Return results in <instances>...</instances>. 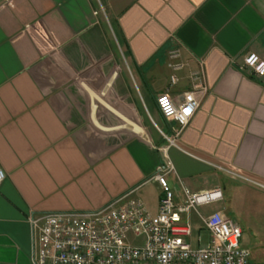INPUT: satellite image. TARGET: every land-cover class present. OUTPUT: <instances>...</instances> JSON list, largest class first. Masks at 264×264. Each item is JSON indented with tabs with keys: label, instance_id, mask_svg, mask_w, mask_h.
Segmentation results:
<instances>
[{
	"label": "crops",
	"instance_id": "0c3cea01",
	"mask_svg": "<svg viewBox=\"0 0 264 264\" xmlns=\"http://www.w3.org/2000/svg\"><path fill=\"white\" fill-rule=\"evenodd\" d=\"M249 52L264 58V0H0V264H33L31 213L131 198L156 213L154 173L169 160L175 202L181 184L221 188V205L200 210L258 229L264 76L244 68ZM194 71L208 90L177 135L158 96H182ZM190 219L208 231L195 210ZM263 244L241 238L255 262Z\"/></svg>",
	"mask_w": 264,
	"mask_h": 264
},
{
	"label": "built area",
	"instance_id": "2783aa9c",
	"mask_svg": "<svg viewBox=\"0 0 264 264\" xmlns=\"http://www.w3.org/2000/svg\"><path fill=\"white\" fill-rule=\"evenodd\" d=\"M178 48L170 51L179 58ZM243 66L256 76H264V58L249 52ZM182 68L180 62L173 69ZM192 88L180 97L158 96L162 115L177 122V135L186 127L200 106L201 95L208 87L201 71L192 72ZM178 76H171L172 84ZM176 144V138H169ZM177 174L169 160L157 166L154 178L162 187L163 196L156 213L138 198L124 204L116 201L88 210H58L31 213L34 232L33 264H264L253 261L251 251L241 245L243 230L221 211L204 214L200 207L223 199L221 188L193 192L182 185L184 197L174 200L175 192L167 175ZM5 178L0 168V183ZM259 184V183H257ZM260 185V184H259ZM264 187V185H263ZM195 210L210 232L206 246L193 247L188 240L193 234L190 213ZM130 234L142 237L132 242Z\"/></svg>",
	"mask_w": 264,
	"mask_h": 264
},
{
	"label": "rangeland",
	"instance_id": "374dc122",
	"mask_svg": "<svg viewBox=\"0 0 264 264\" xmlns=\"http://www.w3.org/2000/svg\"><path fill=\"white\" fill-rule=\"evenodd\" d=\"M219 205H221V202H214L212 204H210L209 209L210 210H215L219 207ZM255 224L257 225L258 229H253V225H251V228H247L246 226H244V222H241V225L244 226V232L242 235V244L246 242V246L249 245V247L251 249H255L257 250V244L260 243V241H264V212L259 213V218L257 220H255ZM253 224V223H252ZM260 228V229H259ZM202 237V241L200 242V246H205L208 241H209V237L210 234L207 230H203L202 232L198 233L197 231H194L193 235L188 239L191 243H193L195 246H197L198 243V236ZM130 239L132 242L135 243H141L143 238L142 237H135L133 234H130ZM250 241V244L247 243ZM264 246V244H263ZM262 262H264V251L262 252V254H260V258H259Z\"/></svg>",
	"mask_w": 264,
	"mask_h": 264
}]
</instances>
